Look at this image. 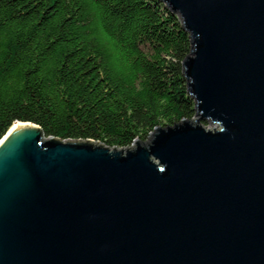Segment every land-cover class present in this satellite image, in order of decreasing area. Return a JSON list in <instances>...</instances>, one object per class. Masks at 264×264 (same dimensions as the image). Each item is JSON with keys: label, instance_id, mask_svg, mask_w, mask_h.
<instances>
[{"label": "water", "instance_id": "95a60500", "mask_svg": "<svg viewBox=\"0 0 264 264\" xmlns=\"http://www.w3.org/2000/svg\"><path fill=\"white\" fill-rule=\"evenodd\" d=\"M161 1L190 36L196 117L124 150L16 122L0 264H264V0Z\"/></svg>", "mask_w": 264, "mask_h": 264}, {"label": "trees", "instance_id": "16d2710c", "mask_svg": "<svg viewBox=\"0 0 264 264\" xmlns=\"http://www.w3.org/2000/svg\"><path fill=\"white\" fill-rule=\"evenodd\" d=\"M190 51L161 0H0V140L29 122L61 141L146 143L196 117Z\"/></svg>", "mask_w": 264, "mask_h": 264}, {"label": "bare ground", "instance_id": "6f19581e", "mask_svg": "<svg viewBox=\"0 0 264 264\" xmlns=\"http://www.w3.org/2000/svg\"><path fill=\"white\" fill-rule=\"evenodd\" d=\"M17 127H20V125L14 124L10 131H14L15 129H17Z\"/></svg>", "mask_w": 264, "mask_h": 264}, {"label": "rangeland", "instance_id": "374dc122", "mask_svg": "<svg viewBox=\"0 0 264 264\" xmlns=\"http://www.w3.org/2000/svg\"><path fill=\"white\" fill-rule=\"evenodd\" d=\"M209 127V126H208ZM213 128V127H212Z\"/></svg>", "mask_w": 264, "mask_h": 264}]
</instances>
